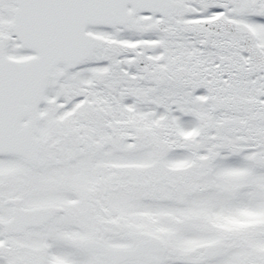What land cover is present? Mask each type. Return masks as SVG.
Segmentation results:
<instances>
[{
  "label": "snow or ice",
  "instance_id": "obj_1",
  "mask_svg": "<svg viewBox=\"0 0 264 264\" xmlns=\"http://www.w3.org/2000/svg\"><path fill=\"white\" fill-rule=\"evenodd\" d=\"M0 264H264V0H0Z\"/></svg>",
  "mask_w": 264,
  "mask_h": 264
}]
</instances>
